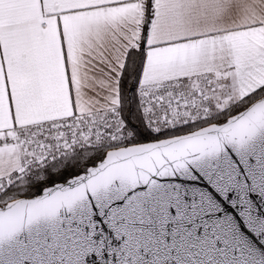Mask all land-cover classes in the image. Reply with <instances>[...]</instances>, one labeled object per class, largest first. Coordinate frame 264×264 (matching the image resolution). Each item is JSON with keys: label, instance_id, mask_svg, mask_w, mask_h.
Masks as SVG:
<instances>
[{"label": "snow or ice", "instance_id": "1", "mask_svg": "<svg viewBox=\"0 0 264 264\" xmlns=\"http://www.w3.org/2000/svg\"><path fill=\"white\" fill-rule=\"evenodd\" d=\"M0 264H264V0H0Z\"/></svg>", "mask_w": 264, "mask_h": 264}]
</instances>
